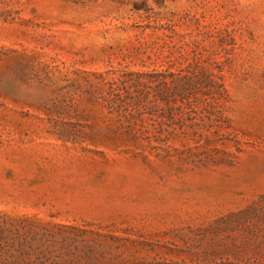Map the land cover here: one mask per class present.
Wrapping results in <instances>:
<instances>
[{
    "label": "rangeland",
    "instance_id": "1",
    "mask_svg": "<svg viewBox=\"0 0 264 264\" xmlns=\"http://www.w3.org/2000/svg\"><path fill=\"white\" fill-rule=\"evenodd\" d=\"M0 264H264V0H0Z\"/></svg>",
    "mask_w": 264,
    "mask_h": 264
},
{
    "label": "trees",
    "instance_id": "2",
    "mask_svg": "<svg viewBox=\"0 0 264 264\" xmlns=\"http://www.w3.org/2000/svg\"><path fill=\"white\" fill-rule=\"evenodd\" d=\"M221 78L222 76L214 71H209L202 67H199L198 70L182 67L173 72L165 70L161 73L125 71L113 78H103V83L108 87V90L105 93L101 87L98 88L96 99L104 102L108 109L123 108L121 103H125L126 100H133L135 105L139 106L142 104L140 96L146 90L152 88L154 84H158L161 89L156 93V99L170 106L169 92L172 87L176 86L183 99L189 98L190 93H195L198 97H202L208 93L218 92L223 87ZM130 88L135 89L137 96L133 97L128 91ZM123 93H127L131 97L123 98ZM146 95H149V93L146 92ZM117 97L119 100L115 101Z\"/></svg>",
    "mask_w": 264,
    "mask_h": 264
}]
</instances>
